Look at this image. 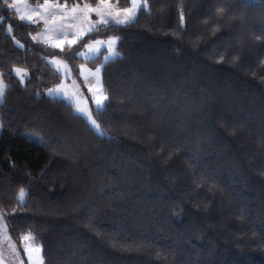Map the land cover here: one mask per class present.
Here are the masks:
<instances>
[{"label": "trees", "instance_id": "obj_1", "mask_svg": "<svg viewBox=\"0 0 264 264\" xmlns=\"http://www.w3.org/2000/svg\"><path fill=\"white\" fill-rule=\"evenodd\" d=\"M148 4L151 15L101 25L61 50L34 41L39 27L0 0L8 84L0 210L9 232L19 242L31 231L44 264H264V0ZM180 6L186 31L177 36ZM218 7L226 10L219 25ZM111 34L121 55L103 66L101 135L45 92L61 79L47 57L77 73V51ZM16 65L28 68L24 84Z\"/></svg>", "mask_w": 264, "mask_h": 264}, {"label": "snow or ice", "instance_id": "obj_2", "mask_svg": "<svg viewBox=\"0 0 264 264\" xmlns=\"http://www.w3.org/2000/svg\"><path fill=\"white\" fill-rule=\"evenodd\" d=\"M129 6L120 8L119 7V0H117V3L112 4L110 3V0H100V3H97L95 7L89 5V4H84L83 8H80L78 4H74L70 10V12L64 13V18L65 19H70L72 21H75L79 19L78 16L72 15L77 12V9L80 10V12L84 15V17L87 19L88 13L90 12H95L97 19L95 21L88 20L89 27L87 28L86 31H76L73 32V39L69 41V45L75 44L77 40L82 39L84 35H87L88 33L91 32H97L99 33L101 31L100 25L104 26H109V25H115V26H127L129 24L135 23L138 17V13L141 11L148 13L151 15V8L148 4V0H128ZM3 4L10 10H15V13L20 14L19 15V20L21 22H24L25 24H35L39 20H43L45 24V29L41 32L38 33L37 36H33L32 39L34 41H37L40 39V36L45 35L48 31H59L61 35H63L65 38L68 36V32L65 30V25L60 24L57 29H48L47 25L49 23V17H54V13L49 12L47 16L41 13V9L48 10V9H67L68 5L65 3L63 5L56 3V4H48L47 0L44 4H36L34 7L28 3H23V12L21 6V0H13L12 3H9L8 0H3ZM160 12H164V9H160ZM225 8L224 7H218L216 9V16L217 19L214 21L215 24L219 25V20L223 18L225 15ZM38 18V19H37ZM5 20L4 16H0V24H2ZM204 24H208L209 21L205 20L203 22ZM68 27H75L74 24H69ZM177 28L178 31L174 33V35H179V33L185 32V13L183 11V7L180 6L179 8V17H178V22H177ZM218 30L217 28H213V32ZM13 31V28L11 25L7 28V33L11 35ZM12 39L15 41L17 45L20 47H23L22 44L18 40H15V37L13 36ZM118 37H112L109 38L107 42L101 41V40H95L92 43H87L85 44V47L89 50V52H95L96 54H99L100 47L104 46L105 44L108 47V55L104 56V63L106 64L110 60H115L117 57H119L121 54L117 52L114 48V45L116 41L118 40ZM45 42L46 41H42ZM54 47L61 48L63 50V45L62 44H55L53 45ZM78 56H83L85 59H88V54L85 52H78ZM224 56H220V61H223ZM53 64H61V61H56L53 60L51 61ZM104 65L102 64L100 67H97L95 69V72H91V75L96 76L97 80L96 83L97 85H100V79H99V74L101 71V68ZM65 69L67 70V66L65 65ZM59 67L57 68V71H59ZM14 72L16 76L20 79L21 83H23L25 77L28 75L27 71L22 68H15ZM78 75H82L81 73H78ZM3 76V73H0V77ZM86 80V78H85ZM8 86L4 84L3 80L0 79V103L4 101L5 98V91ZM91 91V89H90ZM98 91H102V89H98ZM60 94L61 89H50L49 90V95H52L53 93ZM65 99L72 105H75V111L77 114H79L82 118L86 119L87 122H89L93 128L97 130L101 135H103V131L100 129V125L97 123L96 119L93 118L92 114L90 111L81 108L79 106L78 101L75 98V95L68 96L66 93ZM93 100L94 104L96 107L97 113H101L104 108L105 104L104 101L108 100V97L103 94H97L96 92L93 93ZM3 125L0 124V128H2ZM25 197L26 193L23 188L20 189L17 198L18 204L20 206H23L25 203ZM13 212H15V209H13ZM7 213L0 211V227H2L3 232L5 234V239L7 240V223H6V217ZM36 239L35 236L32 235L31 231L27 235L21 236L20 240L23 242V250L27 255V259L29 261V264H44L43 256L41 255L42 249L38 246H34L33 241ZM9 247L15 248V245L9 242ZM19 254L17 253V256ZM20 264H24V262L21 260Z\"/></svg>", "mask_w": 264, "mask_h": 264}, {"label": "rangeland", "instance_id": "obj_3", "mask_svg": "<svg viewBox=\"0 0 264 264\" xmlns=\"http://www.w3.org/2000/svg\"><path fill=\"white\" fill-rule=\"evenodd\" d=\"M12 2H13V0H9V3H12ZM45 2H46V0L44 2L38 3V4L42 5ZM23 3H28V4L32 5L33 7L36 5V4L29 2V0H21V4L19 6H21V8H22V12H23V7H22ZM47 3L50 5L56 4V3L63 5L66 2H60L58 0H56V1L55 0H47ZM97 3H100V1ZM110 3L115 4V3H117V1L116 0H110ZM76 4H78L80 6V8H83L84 4H89L93 7H95V5H96V4H91L88 2L76 3ZM67 5H68L67 9H51L50 8L47 11L44 9H41V13L44 14L45 16H47V14L49 12L54 13V17L48 18L49 23L47 25V28L48 29H57L60 24H64L65 30L68 32V36L65 38L63 35H61V33L59 31H48L45 35L40 36V39L37 41H39V42L46 41V43L45 42H42V43H45V44H47L53 48H57V47L53 46L55 44H62L63 48H65L66 46H74L75 44L79 43L81 40H83L85 37H87L90 34V33H88L87 35H84L83 38L77 40V42L75 44L69 45V41H71L73 39V35H72L73 32L86 31L87 28L89 27L88 20L95 21L97 19V16H96L95 12H90V13H88V17L86 19L84 17V15L80 12V10L77 9V12L72 14V15L78 16L79 19H77L75 21H72L70 19H65L64 13L70 12V10L74 4H67ZM119 7L123 8L124 6L119 5ZM13 11H15V10H13ZM17 15L19 16L20 14L17 13ZM69 24H74L75 27L74 28L68 27ZM35 25H37L39 28H38V30H36L32 34V37L37 36L38 33H41L46 27L43 20H39L37 23H35ZM112 37H118L119 38V36L115 35V34H111L108 36L99 35L95 38L89 39V41L86 42L85 44L92 43L95 40H101V41L107 42L109 40V38H112ZM118 40L116 41V43L114 45V48L117 52H119ZM20 44H22V43L20 42ZM85 44L77 51V53L78 52H85L88 54L89 58L85 59V57L77 55V57L80 59L79 64H78V72L77 73L74 71V69L72 68L70 63L65 58L58 56V55H50L47 57L49 63L53 67H55L56 69L59 67L60 70L58 72L61 74V79L54 86L47 88L45 90V92L49 95L50 89L59 88V89H61L60 94H56L54 92L52 95H49V96L60 97V98L65 99V95H64L65 93L68 96L75 95V98L79 103V106L81 108H84V109L90 111L93 118L96 119L97 123L100 125V123L97 120L95 113H94V109L96 107H95L94 100H93V93L96 92L97 94L106 95V92L104 90L103 78H102L103 67L101 68V71L99 74L100 85H97V83H96L97 78H96V76L91 75V72H95V69L97 67H100L102 64L103 65L105 64L104 63V56L108 55V47L105 44L104 46L100 47L99 54H96L95 52H89V50L85 47ZM57 49H61V48H57ZM53 60L61 61L62 63L59 65L53 64V63H51V61H53ZM65 65L67 66V70L65 69ZM17 67L25 69L29 75V71H28L27 67L16 65L13 68V70ZM81 72H82V75H78V73H81ZM0 73H1V71H0ZM28 75L25 77L23 84L26 82ZM85 78H86V80H85ZM0 79H2L4 84H6L8 86V84L5 82L3 77H0ZM90 89H91V91H90ZM98 89H102V91H98ZM105 102L106 101H104V104H105ZM74 108H75V105H74ZM100 129L104 132L101 125H100ZM7 229H8V225H7ZM28 233L29 232H26L22 236L27 235ZM7 237H8V239L6 240L3 229H2V227H0V264H20L21 260L24 262V264H29V261L27 259V255L23 250V246H22L23 242L21 240L19 242H16L12 238V236L9 232V229L7 231ZM9 242H11L12 244L15 245L14 249L9 247ZM33 244H34V246H38L42 249V244L37 242L36 240L33 241ZM17 253L19 254L18 256H17ZM41 255L43 256V251L41 252ZM43 260H44V258H43Z\"/></svg>", "mask_w": 264, "mask_h": 264}]
</instances>
